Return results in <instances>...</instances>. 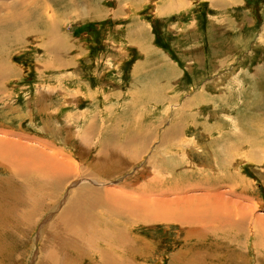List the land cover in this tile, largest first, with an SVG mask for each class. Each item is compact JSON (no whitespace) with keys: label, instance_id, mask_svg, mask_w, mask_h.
<instances>
[{"label":"rangeland","instance_id":"rangeland-1","mask_svg":"<svg viewBox=\"0 0 264 264\" xmlns=\"http://www.w3.org/2000/svg\"><path fill=\"white\" fill-rule=\"evenodd\" d=\"M0 264H264V0H0Z\"/></svg>","mask_w":264,"mask_h":264},{"label":"bare ground","instance_id":"bare-ground-1","mask_svg":"<svg viewBox=\"0 0 264 264\" xmlns=\"http://www.w3.org/2000/svg\"><path fill=\"white\" fill-rule=\"evenodd\" d=\"M38 1V0H37ZM14 18V17H13ZM19 111V110H18ZM12 159V158H11ZM12 161V160H11ZM10 161V162H11ZM10 165H14V163L12 162ZM11 167V166H10ZM9 167V170L11 169ZM12 168H14V167H12ZM13 170H15V169H13ZM12 170V171H13ZM16 171V170H15ZM60 177H61V175H60ZM84 189H86L85 187H81L80 188V190L76 193V195L73 197L72 196V200H71V203L69 202L68 203V206H67V208H69L68 209V211L70 212V215H71V208H74L75 207V205H81V202L82 201H84V200H89L90 198H92V196H93V193L95 194V192L97 191V190H94V189H92V188H89V190L87 191V189H86V191H83ZM79 194H81V197L78 199L77 197H78V195ZM76 208H77V206H76ZM85 208V207H84ZM76 210V209H75ZM88 210V209H87ZM80 211V210H79ZM81 212V211H80ZM85 212V211H84ZM77 214V213H76ZM79 214V213H78ZM81 215V214H80ZM70 220H71V218H70ZM76 223H83V219H80V217H76V219L74 220V224H76ZM69 225V221L67 220V223L65 224V226H68Z\"/></svg>","mask_w":264,"mask_h":264},{"label":"crops","instance_id":"crops-1","mask_svg":"<svg viewBox=\"0 0 264 264\" xmlns=\"http://www.w3.org/2000/svg\"><path fill=\"white\" fill-rule=\"evenodd\" d=\"M119 15V14H118ZM142 63V62H141Z\"/></svg>","mask_w":264,"mask_h":264}]
</instances>
